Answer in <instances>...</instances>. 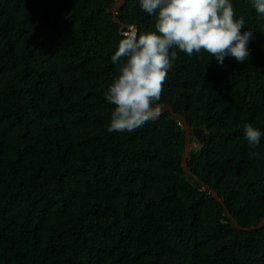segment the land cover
Masks as SVG:
<instances>
[{"label":"trees","instance_id":"trees-1","mask_svg":"<svg viewBox=\"0 0 264 264\" xmlns=\"http://www.w3.org/2000/svg\"><path fill=\"white\" fill-rule=\"evenodd\" d=\"M113 1L0 0V264H264V227L236 229L184 174L169 112L107 132ZM230 3L253 33L248 60L173 49L158 103L203 129L187 166L249 227L264 216V135L255 147L243 135L264 133V15ZM117 17L140 32L156 19L139 0Z\"/></svg>","mask_w":264,"mask_h":264},{"label":"clouds","instance_id":"clouds-1","mask_svg":"<svg viewBox=\"0 0 264 264\" xmlns=\"http://www.w3.org/2000/svg\"><path fill=\"white\" fill-rule=\"evenodd\" d=\"M140 7L156 17L154 29L140 32L136 25L121 30L111 60L120 64L119 74L105 92L114 105L107 132H133L160 112L158 104L163 84L173 67L176 52L191 56L206 51L223 64L226 56L237 62L248 60L246 47L253 38L251 30L241 33L243 16L234 19L230 0H139ZM257 13L264 15V0H254ZM123 60V63L120 62ZM243 135L250 146H257L264 133L245 124ZM259 157V153L253 152Z\"/></svg>","mask_w":264,"mask_h":264},{"label":"water","instance_id":"water-1","mask_svg":"<svg viewBox=\"0 0 264 264\" xmlns=\"http://www.w3.org/2000/svg\"><path fill=\"white\" fill-rule=\"evenodd\" d=\"M125 0H114L109 8V12L112 14L113 18L119 25V31L121 33L122 29H126V27L130 24L122 23L118 17L117 13L120 10V8L123 6ZM135 25V24H131ZM160 106V112L159 115L164 114L166 112H169L170 115L177 120V123L180 125L182 130L184 131V148L180 154L181 161L180 166L183 170L184 174H186L189 178L193 179L195 182H197L201 189L204 190L207 194L211 195L212 198H214L218 203L221 204L222 208L226 212L228 218L234 225V227L238 230L242 231H253L257 229H261L264 227V216L259 220V222L256 225L249 226V227H242L231 215V213L228 211L227 207L225 206L223 200L218 196L215 190L211 189L204 181H202L198 176H196L187 166V159L190 150L192 149L191 144L192 138L199 144L202 145L205 140L204 131L201 127H190L187 124V120L180 114L176 113L173 109V107L168 103H158ZM158 115V116H159Z\"/></svg>","mask_w":264,"mask_h":264},{"label":"rangeland","instance_id":"rangeland-1","mask_svg":"<svg viewBox=\"0 0 264 264\" xmlns=\"http://www.w3.org/2000/svg\"><path fill=\"white\" fill-rule=\"evenodd\" d=\"M193 146H194V148H199L200 145L196 141H194Z\"/></svg>","mask_w":264,"mask_h":264},{"label":"bare ground","instance_id":"bare-ground-1","mask_svg":"<svg viewBox=\"0 0 264 264\" xmlns=\"http://www.w3.org/2000/svg\"><path fill=\"white\" fill-rule=\"evenodd\" d=\"M193 145V143L191 144V146Z\"/></svg>","mask_w":264,"mask_h":264}]
</instances>
